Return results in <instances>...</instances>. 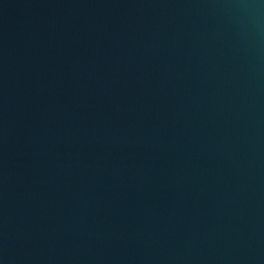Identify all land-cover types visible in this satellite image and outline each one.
<instances>
[{"label":"water","instance_id":"water-1","mask_svg":"<svg viewBox=\"0 0 264 264\" xmlns=\"http://www.w3.org/2000/svg\"><path fill=\"white\" fill-rule=\"evenodd\" d=\"M0 264H264V0H0Z\"/></svg>","mask_w":264,"mask_h":264}]
</instances>
